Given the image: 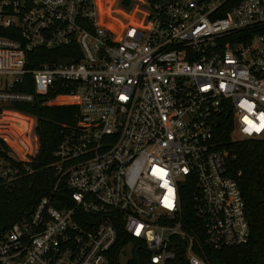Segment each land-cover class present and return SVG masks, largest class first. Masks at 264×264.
<instances>
[{
    "label": "built area",
    "instance_id": "2783aa9c",
    "mask_svg": "<svg viewBox=\"0 0 264 264\" xmlns=\"http://www.w3.org/2000/svg\"><path fill=\"white\" fill-rule=\"evenodd\" d=\"M35 49L70 60L31 68ZM55 90L46 103L75 106L76 122L45 165L48 193L0 233V264H120L126 247L125 264H173L182 244L206 264L200 238L248 242L213 125L225 114L235 139L264 138V0H0V184L39 148L35 118L11 104Z\"/></svg>",
    "mask_w": 264,
    "mask_h": 264
},
{
    "label": "trees",
    "instance_id": "16d2710c",
    "mask_svg": "<svg viewBox=\"0 0 264 264\" xmlns=\"http://www.w3.org/2000/svg\"><path fill=\"white\" fill-rule=\"evenodd\" d=\"M130 3L131 0H121L124 7ZM53 54H60L62 59L70 60L64 49L53 52L35 49L27 55L28 67L34 68L52 61L53 57L54 59L56 57L51 56ZM25 80L29 81V76ZM18 88L26 92L33 91L31 85L21 84ZM62 92L64 91H50L46 95L36 96L31 103H13L10 106L35 118L39 148L32 162L16 164L20 171L15 179L0 184V233L23 216L30 214L37 201L48 193L53 184L51 168H45V165L54 160L53 152L62 139L63 126H72L76 122L75 106L46 103L48 98ZM216 120L213 125V140L216 148L225 152L228 172L238 181L250 227V238L245 244L221 248L210 247L200 238L194 250L206 264H264V138L235 139L231 133L230 118L222 114ZM27 167L31 172L27 171ZM190 192L191 186L183 189V218L194 219L193 223L197 226L198 222L193 216L189 202ZM181 247V251L171 263L188 264L183 244ZM144 255L147 254L144 252ZM130 264H147L146 258H142L139 252V261L134 258Z\"/></svg>",
    "mask_w": 264,
    "mask_h": 264
},
{
    "label": "rangeland",
    "instance_id": "374dc122",
    "mask_svg": "<svg viewBox=\"0 0 264 264\" xmlns=\"http://www.w3.org/2000/svg\"><path fill=\"white\" fill-rule=\"evenodd\" d=\"M116 16V15H114ZM48 105H59V104H48ZM21 116H24V115H21ZM11 118H14V119H17L19 121V119L15 116L11 117ZM16 121V123L18 122ZM15 131H17V129H14V130H10L11 133H15ZM131 256V251L128 247H126V250H125V254H122L120 256V264H125L127 259Z\"/></svg>",
    "mask_w": 264,
    "mask_h": 264
}]
</instances>
